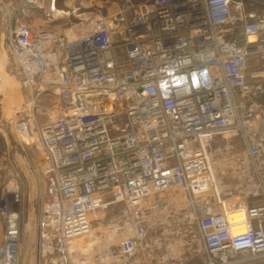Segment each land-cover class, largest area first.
<instances>
[{
	"label": "built area",
	"instance_id": "2783aa9c",
	"mask_svg": "<svg viewBox=\"0 0 264 264\" xmlns=\"http://www.w3.org/2000/svg\"><path fill=\"white\" fill-rule=\"evenodd\" d=\"M103 4L67 34L7 33V76L58 100L42 124L17 122L43 153L38 264H264V13L244 0ZM7 175L0 264H19Z\"/></svg>",
	"mask_w": 264,
	"mask_h": 264
},
{
	"label": "rangeland",
	"instance_id": "374dc122",
	"mask_svg": "<svg viewBox=\"0 0 264 264\" xmlns=\"http://www.w3.org/2000/svg\"><path fill=\"white\" fill-rule=\"evenodd\" d=\"M123 1L124 0H113L115 4H120ZM105 2L106 0H73V12H70L68 16H56L50 11L52 0H1V7L5 10V18L0 33V86L6 87V84H8L10 86L19 87L18 83L14 79L9 78L6 74V72L9 73V71H13L11 52L6 47L7 33L9 29L16 26H28L36 32L47 30L67 34V29L71 24H77L80 20H86L87 18H90V16L95 18V15L98 13L95 9V5L98 7L104 6L103 8H105V5L103 4ZM259 70H262L260 58H252L249 61V72L255 74ZM23 140L25 142L28 141L24 137ZM21 147L24 149L23 145ZM25 153L26 152L23 153L22 150L19 152L21 160L23 159L22 161L25 165L21 166L23 167V173L22 171L11 173L18 180L20 193L19 213L17 217L19 226L18 263L38 264L39 256L35 249L37 235L35 236V233L37 234V224L40 215V190L36 185V183H38L36 169L43 158L38 159L37 155H35V157L34 155L30 157L28 153H26V156ZM38 176L42 181L39 173ZM2 177L6 180L8 175L5 174ZM33 178L35 179V182H33ZM5 180L3 182H5ZM40 200L42 204V190L40 193ZM31 201L33 202L30 203ZM29 204H33L30 209H28ZM31 222L32 229H30Z\"/></svg>",
	"mask_w": 264,
	"mask_h": 264
},
{
	"label": "crops",
	"instance_id": "0c3cea01",
	"mask_svg": "<svg viewBox=\"0 0 264 264\" xmlns=\"http://www.w3.org/2000/svg\"><path fill=\"white\" fill-rule=\"evenodd\" d=\"M72 3L73 0H56L55 9H53L52 12L55 14V11H60V15L68 16L69 13L73 12L74 10ZM244 10L246 14L259 17L264 13V0H244ZM2 14L3 17L0 24V33L2 31V24L5 18L4 9H2ZM57 105V97L52 92H41L39 90L29 91L22 89L20 86H10L8 84H6V87L0 86V187L5 180L4 177H2L5 174L7 175L8 173H14L15 171H22L23 173V167L21 166L24 164L22 161L23 159L21 160V156L19 155L20 150H22L23 153H28L30 157H32L33 155L35 157V155H37L38 159L43 158L42 148L38 143L36 135L32 134L31 136H22L18 132L17 122L24 116H33L37 123L42 124L45 121V116L42 115L43 110ZM19 134L21 135V137ZM23 137L28 141L25 142L23 140ZM22 145L24 149L21 147ZM36 176L38 179V183H36V185L40 190V213V193L42 190V182L40 178H38L39 176L37 173V169ZM33 182H35L34 178ZM32 202L33 201H31L30 203ZM31 206H33V204H29L28 209H30ZM30 229H32V222L30 225ZM36 235L37 234L35 233V236Z\"/></svg>",
	"mask_w": 264,
	"mask_h": 264
},
{
	"label": "bare ground",
	"instance_id": "6f19581e",
	"mask_svg": "<svg viewBox=\"0 0 264 264\" xmlns=\"http://www.w3.org/2000/svg\"><path fill=\"white\" fill-rule=\"evenodd\" d=\"M53 9H55V7L53 8ZM59 13V14H58ZM66 13V12H65ZM55 14H56V16H60V14H61V12L60 11H55ZM2 17H3V14H2V16H1V19H2ZM75 31V30H74ZM75 32H77V31H75ZM91 241H92V239H90L89 241H86V242H83V241H81V242H77V241H75V242H73V244H72V246H73V248H81L82 246H81V243L83 244H88V245H86L85 247H84V249H83V247H82V249L83 250H86V251H88L91 247H92V245L90 244L91 243Z\"/></svg>",
	"mask_w": 264,
	"mask_h": 264
}]
</instances>
